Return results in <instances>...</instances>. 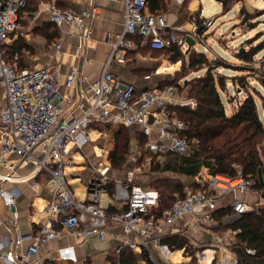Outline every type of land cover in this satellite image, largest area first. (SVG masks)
I'll use <instances>...</instances> for the list:
<instances>
[{
    "label": "built area",
    "instance_id": "obj_1",
    "mask_svg": "<svg viewBox=\"0 0 264 264\" xmlns=\"http://www.w3.org/2000/svg\"><path fill=\"white\" fill-rule=\"evenodd\" d=\"M27 2L0 0V229L5 232L0 237V264H59V261L87 264L79 261L72 245L57 248L56 254L47 259L42 247L62 236L64 230L83 240L92 236L104 240L108 223L120 224L126 233L133 234L135 239L126 243L130 247H142L150 262L158 264L151 244L161 243V236L157 235L160 228L187 215L193 216L197 226L203 228L219 201L227 195L232 196L231 207L235 211L232 216L254 210L255 205L242 198L253 189V181L242 174L232 177L218 172L207 163H202L194 174L195 182L201 187L176 195L162 215L156 214L159 190L135 183L132 177L116 185L117 194H123H118V199L125 201V207L111 212L103 206L101 198L108 189L109 165L98 168V175L87 188L86 199L77 198L67 178L66 170L75 164L71 147L80 149L92 141L91 133L96 126L139 127L147 137V151L160 160L168 153L189 152L187 124L176 107L195 108L196 99L180 94L173 84L139 89L134 83L122 80L111 70V65L115 60L126 61L136 36L141 37V43L156 49L175 45L187 48L188 37L195 43L200 40L202 29L214 23L213 17L205 18L200 9L191 16L192 29L188 32L182 26L171 25L164 13L149 11L148 0H124L123 31L112 42L100 76L86 81L75 67L76 56L64 63L57 58L55 64L36 69L19 68L6 60L4 44L18 27L20 11ZM45 10L61 30L55 44L57 55L64 52L73 55L74 44L80 48L92 37L87 19L99 12L98 6L90 12L62 8L57 0H51ZM252 67L257 75L264 76V55ZM145 77L149 79L150 75ZM42 184L51 187L46 219L39 222L37 229L24 231L19 224L22 187L37 189ZM219 241L224 243L220 238ZM219 249L218 244L209 247L210 261L206 262V250L202 249L193 260L176 264H212ZM236 261L234 255L224 263L236 264Z\"/></svg>",
    "mask_w": 264,
    "mask_h": 264
},
{
    "label": "crops",
    "instance_id": "obj_2",
    "mask_svg": "<svg viewBox=\"0 0 264 264\" xmlns=\"http://www.w3.org/2000/svg\"><path fill=\"white\" fill-rule=\"evenodd\" d=\"M50 1L51 0H30L28 10L26 9L22 14H20L18 27L11 32L12 34H10L5 44H7L8 47H11L17 40H23L28 42L31 48L27 49L24 47L22 50H16L14 52V59L16 60L13 64H16L19 68L28 66L29 68L36 69L47 64H55L57 58L61 63H64L73 60L76 56L77 59L75 67L80 71L81 78L85 79L86 81L96 80L102 73L104 64L110 55L112 42L115 40L116 36L123 31L124 0H57L58 5L62 8L69 7L76 10L89 9L91 12L94 6H98L99 10V12L93 15L90 14L87 19V24L93 32L92 37L85 41L83 46L80 48L74 44L72 50L73 55H71V53L69 54L68 52H64L61 56L56 54L55 46L56 42L61 36V30L53 24L50 14L45 10L47 3ZM237 1L238 0H235L232 7ZM243 7H245L250 13H254L256 17L254 18L255 20H253L254 22H258L256 19L260 14H263L260 13V11L264 9V0H255L251 2L248 0L247 3H244L240 10L236 13V21H238V25L241 23L238 19L240 16L239 13ZM200 9H203L205 18L213 17L215 19L214 23L209 26L208 30L213 28L218 15H222V17L226 19V13L231 10L229 9L228 11L224 12L223 3L219 0H165V2L162 3V7L155 10V13H164L171 25L182 26L184 31L190 32L192 29L191 16L193 14L199 13ZM148 10L151 11L149 6ZM255 29L253 28L251 30ZM55 30L57 34L59 33L58 36L55 35L56 37H54V34H52V32ZM226 34V31L223 32V36L221 38L222 41L226 40ZM245 35L246 34H243L242 36L245 38ZM250 37L252 36H248L247 38ZM260 38L261 36L259 37V41ZM134 39L135 45L129 51L126 61L121 63L115 60L111 65V70L125 82L134 83L139 89L155 84L161 85L168 82L176 85L180 94L188 95L189 90L185 84H181L180 81L178 83H173L171 81L173 79L172 73L179 70L181 66V63L178 62L179 60L171 61V57L167 58L163 56L164 50L152 48L149 44L141 43V37L139 36L134 37ZM69 40L70 39H66V41ZM73 40L75 41V39ZM66 47L67 45H65L64 48ZM188 48H190V46H188L184 51H186ZM240 48V46H235V49L237 50L234 49V51L237 52ZM204 49H208L207 46H204ZM212 54H214L213 59H216L218 56L222 57L221 53L217 51L212 52ZM19 60H21V63H19ZM210 60L212 61V59ZM236 60L239 62L228 61L236 66H241L244 64V61L239 59L237 56ZM230 70L234 72V74H229V78H231V80H233L232 78L235 76H240L249 72L247 69L239 70L231 68ZM147 75H150L149 79L145 77ZM231 108L233 109V107ZM115 126L116 125H106L105 127H96V129L93 130L94 132L92 141L83 145L80 149L71 147V155L73 154L75 156V158L72 156L75 161L74 166L68 168L71 172V177L73 180L79 179L81 182H86L87 184L85 189L80 188L78 184L75 189L72 188L77 198L86 199L88 196L87 188L90 184V181L95 176H97L92 174V172L95 173L96 171L98 173V168H101L102 166H112L109 158L110 150L107 149L105 143L103 142L107 134V130L112 129ZM126 127L132 130L131 143L136 144L130 148L131 152L128 162L135 163V157L138 156L139 158L145 150L146 153H148V155H146L152 157L150 152L146 149L147 137L143 134L141 129L137 126ZM101 128H104L105 130L100 131L102 130ZM135 131L142 133L146 137V142L144 143L145 148H143V145L139 143L138 135L135 133ZM100 135H102L101 138ZM98 138H100L99 142L94 143L98 140ZM139 146L141 147V150L138 148ZM103 149H105V152H108L105 153ZM86 153L88 155L95 154L97 157H102V159L104 156L105 161L102 160L103 162H100L99 164L89 165L85 159L87 156ZM142 164L145 163L143 162ZM145 165L149 166L150 171L151 164L146 162ZM164 172H173V174L176 173L178 178L177 181L183 184L185 193L196 188L195 185L201 187L199 183L195 182L194 175L189 176L175 171ZM151 174H160V176L152 178L150 181H148V183L145 182L147 187L151 184L156 186V180L166 176L163 172L152 171ZM133 175L134 172L131 171L128 177L133 178ZM179 175L186 177V181L184 178H180ZM128 177L125 180H127ZM125 180L120 181L119 183H124ZM68 181L70 182V179ZM133 182L137 183L134 178ZM107 183L108 189L102 194L101 204L107 207V209L111 212H114V210L123 209L125 207V201L118 199V196H122L123 194H117V184H115L114 190L111 192L110 189L112 188H110V186L111 184L113 185V183L112 178H110L109 175ZM22 188L23 192L19 198V224L24 231H29L31 229L35 230L39 227V222H43L46 219L45 207L51 194V187L42 184L40 188L37 189L25 185ZM177 194L178 193H176V195ZM247 197L251 202L256 201L258 199L257 191L252 189L247 194ZM231 200V195H227L221 199L217 208L213 210V216L207 221L203 228L197 226L193 216L190 215H187L172 224H168L160 228L157 231V235L161 236V243L158 244L153 242L151 244V250L156 257L157 263L167 264V262H173L172 264H176L193 260L198 250H208L210 246H214L215 244H218L221 246V248L222 244H224V247L226 248L228 243L224 239L225 236L220 229V224L223 221L229 220L230 217L227 216L224 219H220L216 211L223 206L231 205ZM35 202L39 204H46L40 210H37L36 208H33ZM166 210V208H159V206H157L156 214L162 215ZM105 228L107 231V237L104 240L100 239L98 236H92L83 240L64 230L62 236L48 242L42 247V251L46 255L45 258L47 259L54 256L56 254L57 248L59 247L64 245H72L76 250L79 261L86 262L87 264H110L117 261H121L124 264H152V262H150L148 259V253L145 249L140 246L130 247L126 243L127 240L135 239V237L131 233H126L122 225L108 223L106 224ZM4 233V229H0V237ZM232 233L236 234L235 231H231V234ZM176 236L179 237L178 239H185L186 242L182 247H177V245L174 244L170 245L166 242V240H171L172 237ZM219 238L224 243H221ZM58 263L65 264L64 262L60 261Z\"/></svg>",
    "mask_w": 264,
    "mask_h": 264
},
{
    "label": "trees",
    "instance_id": "obj_3",
    "mask_svg": "<svg viewBox=\"0 0 264 264\" xmlns=\"http://www.w3.org/2000/svg\"><path fill=\"white\" fill-rule=\"evenodd\" d=\"M219 1L223 3L224 12L231 9L235 2V0ZM29 2L30 0L20 11V14L26 9L28 10ZM164 2L165 0H149L148 6L155 13V10L162 7V3ZM240 14L245 17L244 21L252 20L256 17L254 13H250L245 7L241 9ZM53 24L56 26L55 23ZM52 34H54V37H56L55 35H59L56 30ZM24 47L27 49L31 48L30 44L23 40H17L11 47L4 44L6 60L14 63L16 60L14 59V52L22 50ZM263 48L264 40L251 45L247 49L245 48V50L239 49L236 52V56L244 61V64L241 66H236L220 57L215 67L223 66L239 70L247 69L251 73L253 71L251 65L255 61V55ZM160 50L174 52L176 55V57L175 55L173 56L175 61L179 60L180 49L178 45ZM201 56L203 59L195 60L193 58L189 66H201L203 62L206 63V57H203L204 55ZM19 63H21V60H19ZM23 68L31 69L28 66ZM248 77L249 74L246 73L232 78L234 83L237 82L244 86L247 92L246 96L236 104V108L230 114L226 111V106L221 95L222 90L226 89L227 76L223 74L215 75L209 69L205 75L198 76L189 81L187 84L189 95L196 99L197 106L195 108L178 106L176 110L187 124L185 135H187L191 142L190 150L184 155L168 153L161 160L157 155L150 152L151 156L156 158L150 171H175L192 176L197 172L202 163H207L218 172L232 177L242 174L245 178L251 179L253 181V190H256L258 193V199L251 202L247 197L250 191L243 194L242 198L253 203L255 205L254 210L234 217L232 215H234L235 211L231 205H226L219 208L216 213L220 219H224L227 216L230 217L229 220L223 221L220 227L236 232L237 240L231 246L237 258L236 264H264V182L261 183L259 180V168H262L264 173V120L260 116L258 104L253 93L248 89ZM256 78L259 82L264 83L263 75L256 74ZM167 84L171 83L167 82L161 85ZM252 87L255 88V86ZM261 98L264 108L263 94ZM121 126L123 128L117 134L118 137H123V139H117L115 148L112 149L109 155L112 167H121L123 165L125 153L131 144L132 130L126 126ZM123 130L127 132L122 134ZM135 133L138 135L139 143L143 145L146 142V137L138 131H135ZM142 154L148 155L146 150ZM155 183L156 186H143L159 190V208L168 209L174 202L176 193L179 195L185 194L183 184L178 181H172L170 178L161 177ZM195 186L196 188L194 189L200 188L197 185ZM110 188H112L110 189L112 192L114 185L111 184ZM178 238V236L172 237L171 240H166V242L170 245L174 244L177 247H182L186 241L184 238ZM213 264H216V262Z\"/></svg>",
    "mask_w": 264,
    "mask_h": 264
},
{
    "label": "rangeland",
    "instance_id": "obj_4",
    "mask_svg": "<svg viewBox=\"0 0 264 264\" xmlns=\"http://www.w3.org/2000/svg\"><path fill=\"white\" fill-rule=\"evenodd\" d=\"M248 0H238L236 2V4L232 7L231 10H229L226 14V19H224V17H222V15H218L216 18V22L213 26V28L209 29V26L205 27L204 29H202V38L197 41V43H194L193 45L190 46V48H188L186 51H184L186 48L184 47H180V54H179V61L181 63V66L179 68V70L175 71L172 73L173 75V79L171 80L173 83H178L179 81L181 82V84H185L187 86L188 82L191 81L193 78H196L198 76L201 75H205L207 73V71H209V69L212 70V73H214L215 75H219V74H223L225 76L228 77L227 82H226V89L222 90L221 95L223 98V101L225 103V106L227 108L228 114L232 113V110H234V108H236V104H238L239 101H241L245 96H246V92L247 89L240 85L239 83H233V80H231V78H229V74H234V72L232 70H230L231 68H226L223 66H219V67H215V64L217 63V61L219 60L218 58L220 56H218L216 59L214 58V54H212V52L217 51L219 53H221L222 57L226 60H229L231 62H239L238 60H236V56H235V46H240L241 48H249L251 45H255L258 43L259 38L260 41L264 40V9H262L260 11V14L256 20H258V22H254V20H248V21H244V16L241 15L239 13V21L241 22L239 25L237 24L238 21H236V13L240 10V8L244 5V3H247ZM251 1H255V0H249V2ZM261 9V8H259ZM256 27V29H255ZM255 29V30H251V29ZM208 31V32H206ZM227 32V34L225 35L226 40H221L222 38V34L223 32ZM243 34L245 35V38L242 36ZM248 36H252L250 38H247ZM247 38V39H246ZM204 46H207L208 49H204ZM227 47V48H225ZM198 48V49H196ZM240 48V49H241ZM203 51H201V50ZM237 50V49H235ZM234 51V53H233ZM165 57H172L171 61H174V52H171L170 50H164L163 51ZM201 55H204L203 57H206V63L203 62V65L199 66L196 65L195 67H190L189 64L190 62L193 60V58L195 60H199V59H203ZM264 55V48L261 49L256 55H255V60H259L260 58H262ZM235 56V57H234ZM176 57V55H175ZM205 59V58H204ZM212 59V61L210 60ZM204 61V60H202ZM210 61V62H209ZM252 66V65H251ZM249 74V78L248 77V89L253 93L256 102L258 104V109H259V113L261 118H263L264 120V108H263V100L261 98V95H264V83H261V81L259 82V80H257L256 78V73L254 72V70L251 73H247ZM252 86H255L252 87ZM187 88L189 89V87L187 86ZM257 88V89H256ZM259 90V91H257ZM233 107V109L231 108ZM106 125H101V126H96V127H105ZM123 127L121 125H116L115 127H113L112 129L107 130V134L105 136L104 142L107 149L110 150V154L112 152V149L115 148L117 139L119 138V140H122L123 137H118V131L121 130ZM96 129V128H95ZM102 130L100 131H104V128H101ZM127 132V131H126ZM126 132H122V134H125ZM102 137V135H100V138ZM104 137V136H103ZM100 138H98V140L94 143H98ZM102 142V141H100ZM69 144V147H71ZM136 144L131 143L130 146L128 147L126 153H125V161L123 163V165L121 167H108V170L106 171V174H108L110 176V178H112V183L115 186V184H118L120 181L125 180L128 176L129 173L131 171L134 172L133 178L137 183H141V184H145V182L148 183V181H150L152 178H156V176H160V174H151V172L149 171V166L145 165L146 162L150 163L151 166L154 164L153 162H155L156 158L155 157H150V156H145L144 154H142L139 158L138 156H136L135 158V163H130L128 162V160L130 159V148L131 146H135ZM141 150V147H138ZM143 148H145L144 144H143ZM142 148V149H143ZM92 154V153H91ZM109 154V155H110ZM86 161L87 164H92V165H96L99 164L100 162H103L102 160L105 161V157H97L95 154L93 155H88L86 153ZM72 156L75 158V156L72 154ZM146 161V162H145ZM145 164H142V163ZM145 165V166H143ZM147 166V167H146ZM94 170V169H93ZM67 173V177L70 179L69 184L71 185V187L73 189H75L77 187V184L80 186V188L85 189L86 187V182H81L79 179H75L73 180L71 177V172L69 171V169L66 170ZM165 173L164 175H166V178H170V180L172 181H176L177 182V175L176 173L173 174V172H163ZM92 174L94 175H98V173L95 171L92 172ZM91 174V175H92ZM180 178H184V180L186 181V177L179 175ZM68 179V180H69ZM122 183V182H121ZM146 185V184H145ZM153 186V185H150ZM258 194V193H257ZM232 197V196H231ZM106 200V197H105ZM263 202V201H262ZM46 203L43 204H39L37 202H35V205H33V208L40 210L43 206H45ZM48 204V202H47ZM46 204V205H47ZM224 236H225V241L228 243V246L225 248L224 246L221 248V250L219 249L217 255H216V259L215 261L212 262V264L214 262H216V264L221 263V264H225L224 262L228 263L232 257H234V253L231 249V246L236 242L235 238H236V234L232 233L231 231L228 232V230L224 229V227H220ZM228 236V238H227ZM227 239V240H226ZM237 240V239H236ZM231 242V244H230ZM203 248V247H202ZM178 255V254H177ZM236 257V256H235ZM225 260V261H224ZM173 262H167V264H172Z\"/></svg>",
    "mask_w": 264,
    "mask_h": 264
},
{
    "label": "water",
    "instance_id": "obj_5",
    "mask_svg": "<svg viewBox=\"0 0 264 264\" xmlns=\"http://www.w3.org/2000/svg\"><path fill=\"white\" fill-rule=\"evenodd\" d=\"M187 40H188L189 46H191L195 43V40L191 37H188ZM241 50H245V48L243 47ZM259 180L261 183L264 182V173H263L262 168H259Z\"/></svg>",
    "mask_w": 264,
    "mask_h": 264
},
{
    "label": "bare ground",
    "instance_id": "obj_6",
    "mask_svg": "<svg viewBox=\"0 0 264 264\" xmlns=\"http://www.w3.org/2000/svg\"><path fill=\"white\" fill-rule=\"evenodd\" d=\"M78 70V69H77ZM79 71V70H78ZM93 132L94 131H92V133H91V137H93ZM205 255H206V258L208 257V259L206 260V262L207 261H210V258H211V255H212V253H211V250H206V252H205Z\"/></svg>",
    "mask_w": 264,
    "mask_h": 264
}]
</instances>
